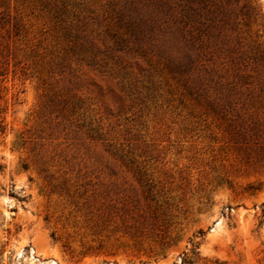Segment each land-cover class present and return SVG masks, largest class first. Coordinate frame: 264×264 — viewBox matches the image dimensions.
<instances>
[{
    "label": "rangeland",
    "instance_id": "rangeland-1",
    "mask_svg": "<svg viewBox=\"0 0 264 264\" xmlns=\"http://www.w3.org/2000/svg\"><path fill=\"white\" fill-rule=\"evenodd\" d=\"M0 264H264V0H0Z\"/></svg>",
    "mask_w": 264,
    "mask_h": 264
},
{
    "label": "trees",
    "instance_id": "trees-1",
    "mask_svg": "<svg viewBox=\"0 0 264 264\" xmlns=\"http://www.w3.org/2000/svg\"><path fill=\"white\" fill-rule=\"evenodd\" d=\"M2 169H3V166H2V164L0 163V171H2Z\"/></svg>",
    "mask_w": 264,
    "mask_h": 264
}]
</instances>
